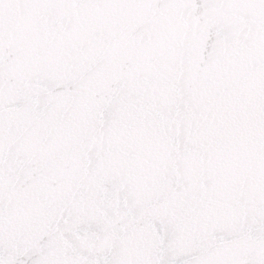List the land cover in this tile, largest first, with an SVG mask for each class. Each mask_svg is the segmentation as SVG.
<instances>
[{
	"label": "water",
	"instance_id": "water-1",
	"mask_svg": "<svg viewBox=\"0 0 264 264\" xmlns=\"http://www.w3.org/2000/svg\"><path fill=\"white\" fill-rule=\"evenodd\" d=\"M0 264H264V0H0Z\"/></svg>",
	"mask_w": 264,
	"mask_h": 264
}]
</instances>
